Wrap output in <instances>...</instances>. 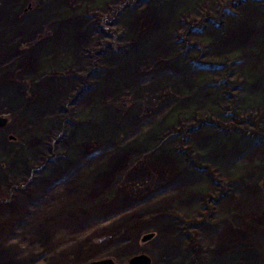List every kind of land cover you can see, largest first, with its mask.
Listing matches in <instances>:
<instances>
[{"label": "rangeland", "instance_id": "obj_1", "mask_svg": "<svg viewBox=\"0 0 264 264\" xmlns=\"http://www.w3.org/2000/svg\"><path fill=\"white\" fill-rule=\"evenodd\" d=\"M108 1L0 0V264H249L248 251L259 264L264 245L247 239L264 220V0L181 6L179 20L180 0Z\"/></svg>", "mask_w": 264, "mask_h": 264}, {"label": "trees", "instance_id": "obj_2", "mask_svg": "<svg viewBox=\"0 0 264 264\" xmlns=\"http://www.w3.org/2000/svg\"><path fill=\"white\" fill-rule=\"evenodd\" d=\"M115 0H110V1H108L107 3L108 4H110V3H112V2H114ZM89 4V3H88ZM108 4H106V5H108ZM205 4H210V8L209 9H211L212 10V7L214 6V4H215V1L214 0H193L192 2H191V6H193V8H192V10L193 11H196V9H197V7L198 6H205ZM190 6V7H191ZM105 7H107V6H105ZM183 8V7H182ZM178 14H177V19L179 20V18L181 17L182 18V15H183V13L185 12V11H181L180 9H178ZM182 12V13H181ZM181 13V14H180ZM122 17L124 18L123 20H127V21H129L128 19H129V15H128V13H124L123 15H122ZM176 17V16H175ZM177 28V24L176 25H174V26H172L171 27V33H169L170 34V36H169V39H170V41H172V38H173V36H172V30H173V28ZM175 28V29H176ZM262 50H264V45H262ZM235 54H239V52H236ZM235 54H234V58H233V63L234 64H236L237 63V59H238V56H235ZM254 56H257V55H254ZM260 58L261 59H264V54L262 53H260ZM252 59V62L254 61V57H253V55L252 54H250V57H247L246 58V60L247 61H250ZM252 64V63H251ZM254 64H256V63H254ZM253 65V64H252ZM252 65H250V67L252 66ZM247 67V66H246ZM253 67V66H252ZM248 69H250V68H248ZM168 77V76H167ZM158 78V80H163L164 79V77H157ZM168 78H170V77H168ZM196 80H198V81H200L198 78L196 79ZM249 81V79L246 81V83H249L248 82ZM157 83V82H156ZM155 83V84H156ZM248 85V84H247ZM139 87H142V84H139V86H138V88ZM257 92V91H256ZM245 97V96H244ZM263 97V96H262ZM128 99V98H127ZM129 100V99H128ZM142 100V102H141V106H142V108L143 107H145V105H144V98H142L141 99ZM263 99H261V97L259 98V95L257 94L255 97H253L252 98V95L251 96H248V100L244 103V107H243V109L245 110V111H251V110H253V109H257V108H260V107H262V106H258V104L257 103H254V102H259V101H262ZM130 101V100H129ZM221 101H222V99H220V98H218V99H216V100H210L209 102L211 103V107H208V109H205V110H207V111H211L212 112V114H211V116L212 117H214V113H213V111H215L216 109H222L221 108ZM147 108L148 109H150V106H147ZM210 108V109H209ZM253 108V109H252ZM263 109H264V107H262ZM196 109V110H195ZM173 110V109H172ZM198 109H197V107H195V106H192V107H190V110H187V111H184V112H177V110H176V108L174 109V113H172V114H170V118H169V120L172 118V116L174 115V118H175V120L176 121H174V123L173 124H175V122H180V121H182V120H186V119H188V118H191V117H193V115H194V112L195 111H197ZM120 112L121 113H123L121 110H120ZM251 114V113H250ZM172 115V116H171ZM173 119V118H172ZM166 120H168V117H167V119ZM166 120H164V121H162L160 124H164V122H167ZM159 123V122H158ZM158 123H156V125L158 124ZM155 125L154 126H152L151 127V129L149 130V131H147V132H142V134H140V136H142V135H144V136H146L147 134H151V133H154V131L156 130L155 129ZM150 128V127H149ZM148 129V128H147ZM147 129H145L144 131H146ZM143 136V137H144ZM122 140H120L119 142H117V144H116V146H115V148H111V150L108 152V154L106 155V158H107V160H109V158L110 159H112V158H114L115 157V155L117 154V153H115V154H113L112 152H113V150L114 149H118V150H120L122 147H125L126 145H128V144H126V143H123V142H121ZM117 151V150H116ZM115 151V152H116ZM247 151H249V150H247ZM112 153V154H111ZM107 160H99L98 162H97V164H101V165H103L104 163H105V161H107ZM241 167H243V166H241ZM246 168H251L252 169V171L254 172V170L253 169H255V168H253L252 166H249V167H244V168H242L240 171H243L244 169H246ZM237 169V167H235V166H233V170L232 171H234V170H236ZM227 171H228V169H227ZM241 173V172H240ZM240 173H238V174H240ZM123 181V180H122ZM264 182V180H262L261 179V181H260V184H259V186H261V183H263ZM120 184H123V182H121ZM260 193H261V197H262V199L264 200V187L263 186H261V188H260ZM45 197H47V194H46V196L44 195V197L42 198L43 200H44V198ZM105 197H109V195H105L104 196V198H103V195L101 196H99V198L95 201V202H97V203H101V200L102 199H105ZM109 199V198H108ZM107 200V199H106ZM102 201H105V200H102ZM262 204H264L263 202H262ZM214 205H215V201L213 200V198H208V200L207 201H205L204 202V205L203 206H205V207H213L214 208ZM31 207H33V210H30V207H29V209H28V212L27 213H25V215H24V217H23V219L22 220H20V221H18V223L15 225V227H14V232L10 235L11 237H10V239H15L16 237H17V230H18V227H22L23 226V224L25 223V220H27L28 219V217H26V216H29V214H34L35 213V207H36V204L34 203V206H31ZM258 212H260L262 215H263V213H264V210H262L261 209V207L259 208V211ZM257 213V212H256ZM258 214V213H257ZM52 214H50L49 216H51ZM30 220V219H29ZM29 220H28V224L30 223L29 222ZM36 221V223H33L34 224V226L35 225H39V222H37V220H35ZM43 222H46V219H44L43 220ZM40 224H41V222H40ZM17 229V230H16ZM124 229H126V228H124ZM124 229H119V231H117V233H120V232H122V231H124ZM253 231L255 230V232H254V236L252 235L251 237H249L247 240V243L249 242V243H253V242H259L260 240V243H259V247L260 248H263V245H264V220H262L261 221V224H259L257 227H254V229H252ZM29 233H31V232H28V234ZM121 236V235H120ZM120 236H117V234L115 235H113L112 236V238L114 239V240H116V239H118V238H120ZM253 240V241H252ZM91 244V242H88L87 244ZM253 245H254V243H253ZM255 246H257V245H255ZM21 247H22V249L25 251V250H27L26 252H31V251H33V250H29L30 248L29 247H27V246H25V245H21ZM33 252H35V254H37L36 255V258H35V260L32 262V263H34V262H37V261H41V262H43L44 260H45V258H44V255H41V253L38 251V250H36V251H33ZM244 256H245V258H246V260L247 261H249V264H250V262H252V264H258V261H257V259H255L254 257H253V255L251 254V252L250 251H248V252H246V253H244ZM188 262V261H187ZM259 264H264V258L262 257L261 258V261L259 262Z\"/></svg>", "mask_w": 264, "mask_h": 264}, {"label": "bare ground", "instance_id": "obj_3", "mask_svg": "<svg viewBox=\"0 0 264 264\" xmlns=\"http://www.w3.org/2000/svg\"><path fill=\"white\" fill-rule=\"evenodd\" d=\"M193 0H180V1H176V2H173V4L174 5H172V6H170L171 8H172V11L174 10H178V9H180V7L181 6H189L190 4H191V2H192ZM171 8H170V11H171ZM248 16V18H247V20H250V23L252 22V21H254V20H256L259 16H260V12H254V11H250L249 12V14L247 15ZM171 20H175V17H173V18H171ZM165 27H164V29L165 28H168L169 26H170V22L168 23L167 22V25H164ZM165 34H167L166 32H165ZM250 40V39H249ZM247 41H248V39L247 40H244L243 42H241V43H239V45H246L247 44ZM219 42H220V46H217L216 45V47L214 46V49L215 50H219V49H221V48H225V47H227L228 45H230L229 43V41L226 43V44H223L222 42H223V40H219ZM253 42H255V43H257L260 47V49H261V53H263L264 54V50H262V45H263V42H264V40L261 38V37H255L254 39H253ZM165 49H168V47L166 48L165 47V45L163 46V44H161L160 45V47H158L157 49H155V51H159V52H161L162 53V51H164ZM244 52H246V51H244ZM245 56H247V57H250V54L248 53V52H246V55ZM176 68H178V66L176 65ZM195 81V84L198 86V84H199V82H198V80H194ZM257 90L256 89H254V91L253 92H256ZM260 96V95H259ZM209 99V98H208ZM206 141H208V140H206L205 139V142ZM245 140H239V142L236 144L238 147H241L240 148V150L241 151H239V153L241 154V153H243L244 152V148H245V146H246V143L244 142ZM233 153V152H232ZM238 153V154H239ZM229 163H230V159H228L227 161H225V164L226 165H229ZM250 173H254L253 171H252V169L251 168H246V169H244L241 173H240V176L243 178V177H247V175H249ZM193 181H194V179L193 180H191V181H189V183H193ZM241 194L243 195V197L242 198H240V200H239V202L241 203V205H242V207H244V208H248V202L250 201V200H252L253 199V197H254V195L252 194V192H250V189H245V190H243L242 192H241ZM73 195H75V194H70V195H68L66 198H70V197H72ZM190 201H191V199H190ZM250 203H251V201H250ZM121 221V220H120ZM218 238L220 237V236H217Z\"/></svg>", "mask_w": 264, "mask_h": 264}, {"label": "water", "instance_id": "obj_4", "mask_svg": "<svg viewBox=\"0 0 264 264\" xmlns=\"http://www.w3.org/2000/svg\"><path fill=\"white\" fill-rule=\"evenodd\" d=\"M4 121V118L0 117V124H2ZM144 237H148L144 236ZM128 264H148L149 261L146 256L144 255H136L134 257H131L128 262ZM88 264H113L110 259L100 260V261H93Z\"/></svg>", "mask_w": 264, "mask_h": 264}]
</instances>
